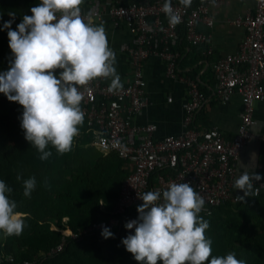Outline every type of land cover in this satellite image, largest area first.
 Returning a JSON list of instances; mask_svg holds the SVG:
<instances>
[{"label":"built area","instance_id":"2783aa9c","mask_svg":"<svg viewBox=\"0 0 264 264\" xmlns=\"http://www.w3.org/2000/svg\"><path fill=\"white\" fill-rule=\"evenodd\" d=\"M214 1L218 0H192L191 6L185 7L180 0H171L181 17L175 26L161 10L164 0H92L88 9H81L82 15L91 16L94 23L99 24L108 15L113 27L127 28L131 34V39L120 45L131 67L130 80L115 92L109 91L110 80L104 78L80 88L84 96L81 108L93 130V144L105 154L117 153L128 173L107 217L76 231L62 229L60 242L33 259H17L13 253L0 252V264H40L45 257L63 251L67 238L79 240L91 234L103 238L105 226L114 234L109 238L122 240L134 234V228L124 225L139 215L137 206L143 201L138 195L162 191L172 182H189L204 198L201 213L206 216L220 206L241 202L235 197L242 196L243 191L233 187L241 150L256 136L264 144V131L256 135L251 130L256 123L255 104L264 99V0H256L253 10L231 21L245 29L238 48L210 60L214 54L212 34L200 26L213 27L210 4ZM193 47H202L198 64L203 69L192 76L193 69H185L181 63L183 53ZM151 57L163 62L167 78L185 86L183 130L162 138L154 136L155 123L135 120L148 104L144 65ZM208 68L213 73L210 89L215 99L227 103L235 94L241 97L240 122L232 136L217 125H196L198 112L211 99L202 89ZM255 173L261 180L254 181L251 195L258 197L264 194V175Z\"/></svg>","mask_w":264,"mask_h":264},{"label":"clouds","instance_id":"9594fccd","mask_svg":"<svg viewBox=\"0 0 264 264\" xmlns=\"http://www.w3.org/2000/svg\"><path fill=\"white\" fill-rule=\"evenodd\" d=\"M82 3L41 0L30 8L31 15L22 16L15 30L14 12L0 28L7 29L12 54L8 70L0 72V93L23 107L20 127L42 161L52 156L46 150L49 146L59 154L72 150L85 118L81 87L97 78L110 80L109 91L123 87L105 26L94 23L91 16L85 18ZM191 3L180 0L185 7ZM161 10L171 26L181 22L171 0H164ZM242 166L245 170L233 184L244 193L235 197L237 201L250 196L254 181L261 180L248 165ZM16 179L22 177L18 174ZM36 183L35 176L23 179V196L30 198ZM12 191L0 180V232L6 237L21 235L25 227L16 200L10 198ZM138 197L143 201L137 206L139 215L124 225L134 228V234L122 238V244L139 264H247L235 252L212 255V240L205 235L210 225L199 215L205 200L189 182H172L162 191H146ZM101 235L107 239L114 234L105 226Z\"/></svg>","mask_w":264,"mask_h":264},{"label":"rangeland","instance_id":"374dc122","mask_svg":"<svg viewBox=\"0 0 264 264\" xmlns=\"http://www.w3.org/2000/svg\"><path fill=\"white\" fill-rule=\"evenodd\" d=\"M31 3L32 0H0V28L11 19L9 13L14 12L15 30L24 14L31 15ZM11 59L7 29H3L0 30V72L8 70ZM22 111L18 102L9 101L0 93V180L13 189L10 198L16 200V211L25 218L21 235L6 237L0 232V252H5L3 245L7 239L13 242L12 252L17 256L37 257L59 238L63 227L59 223L85 222L98 215V208L111 205L124 168L117 156L105 154L93 144L94 133L85 119L70 152L59 154L49 146L46 150L52 156L40 160L41 154L25 139L20 127ZM18 174L22 177L19 181ZM31 176H35L37 183L29 198L23 196V179ZM199 215L210 225L205 235L212 240V255L235 252L236 258L246 260L247 264H264V195L222 206L209 216L201 212ZM70 254L64 258L57 256V263L139 264L121 242L83 243Z\"/></svg>","mask_w":264,"mask_h":264},{"label":"crops","instance_id":"0c3cea01","mask_svg":"<svg viewBox=\"0 0 264 264\" xmlns=\"http://www.w3.org/2000/svg\"><path fill=\"white\" fill-rule=\"evenodd\" d=\"M109 1L102 0V2ZM255 2L256 0H218L210 4L214 25L211 28L200 26L201 29L210 31L212 34L214 54L210 60L234 52L238 48L245 36V29L231 21L253 10ZM91 3L92 0H83L80 7L82 10L88 9ZM100 23L104 24L109 47L115 53L116 63L114 66L117 73L121 77V82L126 83L131 78V67L124 52L120 50V45L129 41L131 34L127 28L113 27L108 15H104ZM201 48H190L183 53L185 69L195 68L198 72L203 69L202 65L198 64V60L202 56ZM144 76L148 104L136 115L135 120L140 124L155 123L157 127L154 136L156 138L180 133L183 130L182 104L185 98V86L181 82L167 78L163 62L156 57H151L145 62ZM203 80L205 82L203 86L211 99L198 112L196 125L202 128L217 125L225 134L232 136L237 131L240 122L239 113L242 110L240 95H233L227 103L221 102L211 94L210 88L214 78L209 68L208 72L203 75ZM254 117L256 123L251 130L254 134L259 135L264 131V99L256 102ZM253 154H255L254 157ZM242 165H248L253 172L264 173V144L257 136L248 140L242 148L237 162L238 174L245 170Z\"/></svg>","mask_w":264,"mask_h":264},{"label":"trees","instance_id":"16d2710c","mask_svg":"<svg viewBox=\"0 0 264 264\" xmlns=\"http://www.w3.org/2000/svg\"><path fill=\"white\" fill-rule=\"evenodd\" d=\"M128 1H131V0H126V2H128ZM37 4H38V0H32L31 7H34V6H36ZM193 48H194V47H193ZM195 50L198 51V49H195ZM181 64H182V67H184V65H183V59H182V63H181ZM195 73H197V71H196L195 68H194V69L192 70V72H191V75L193 76V75H195ZM202 89L204 90V92H206V88H205L204 86H202ZM84 119H85V118H84ZM85 120H86V119H85ZM110 153H112V154H114L115 156L118 157L117 153H115V152H110ZM107 154H108V153H107ZM118 159H119V161H120V162L122 163V165H123L124 172H123V178H122L121 183H120V185H119L118 193H117V195L115 196V198H114L113 202L111 203V205L107 206L106 208H105V207H104V208H98V215H97V216H94L93 218H91V219H89V220H87V221H85V222H80V223H77V224H74V225H69V224H64V223L62 224V223H59L60 226H63L62 229L69 227V228L73 229L74 231H76L78 228H82V227H86V226H88V225H89L90 223H92L93 221L100 220V219H103V218L107 217L108 212H109L110 210H112V208L114 207V205H115V203H116V201H117V198H118V195H119V192H120V189H121V184H122L123 180L125 179V177H126V175H127V173H128V168L126 167V164H125L124 160L120 159L119 157H118ZM262 175H264V173H262ZM243 195H244V193H243ZM243 195H242V196H243ZM263 195H264V194H262V195H260V196H258V197H254V196L250 195V196L245 197L243 201H248V200H250V199L259 198V197H261V196H263ZM243 201H241V202H239V203H242ZM237 204H238V203H237ZM226 205H229V204H226ZM223 206H225V205H223ZM220 207H222V206H220ZM220 207H219V208H220ZM57 223H58V222H57ZM61 237H62V233L60 232V236H59V238H58L56 241H54V242L50 243L49 245H47V246L44 248V251H47L48 249H50L51 247H53L54 245H56L57 243H59L60 240H61ZM95 241H102V242H105V243H115V244H119L120 242L122 243V240H118L117 238H115V239H113V238L104 239V238L99 237V236L96 235V234L86 235L85 237H83L82 239H79V240H77V239H72V238H67V242H66V244H65V248H64L63 251H61L60 253H58V254H56V255H54V256H47V257H45V258L40 262V264H58V263H57V259H59V258H57V256H62V257L64 258V256H67V255H69L70 253H72V249L75 248V247H77L78 245H81V244H83V243L95 242ZM13 248H15V247L13 246V242L8 241V240L6 239L5 242H4V245H3V249L5 250V252L13 253V252H12V251H13ZM13 254H14V253H13ZM21 254H22V253H21ZM14 255H15V257H16L17 259H24V258H27V259H33L34 257H36V256H33V257H32V256H31V257L20 256V257H19V256H17V254H14ZM70 255H71V254H70ZM63 262H65V261L63 260Z\"/></svg>","mask_w":264,"mask_h":264}]
</instances>
